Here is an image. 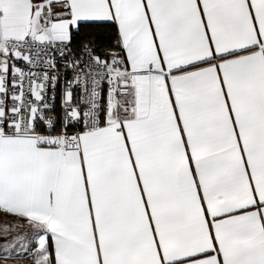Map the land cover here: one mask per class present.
Segmentation results:
<instances>
[{"label": "snow or ice", "instance_id": "6c2138e0", "mask_svg": "<svg viewBox=\"0 0 264 264\" xmlns=\"http://www.w3.org/2000/svg\"><path fill=\"white\" fill-rule=\"evenodd\" d=\"M0 215V264H264V0H0Z\"/></svg>", "mask_w": 264, "mask_h": 264}, {"label": "rangeland", "instance_id": "374dc122", "mask_svg": "<svg viewBox=\"0 0 264 264\" xmlns=\"http://www.w3.org/2000/svg\"><path fill=\"white\" fill-rule=\"evenodd\" d=\"M14 218L12 217H4L2 215H0V224L4 223L5 221H10V220H13Z\"/></svg>", "mask_w": 264, "mask_h": 264}, {"label": "built area", "instance_id": "2783aa9c", "mask_svg": "<svg viewBox=\"0 0 264 264\" xmlns=\"http://www.w3.org/2000/svg\"><path fill=\"white\" fill-rule=\"evenodd\" d=\"M59 93H60V88L58 87L57 88V97H56V101H55L57 109H59V103H60Z\"/></svg>", "mask_w": 264, "mask_h": 264}, {"label": "crops", "instance_id": "0c3cea01", "mask_svg": "<svg viewBox=\"0 0 264 264\" xmlns=\"http://www.w3.org/2000/svg\"><path fill=\"white\" fill-rule=\"evenodd\" d=\"M9 217H11V216H9ZM12 218V217H11Z\"/></svg>", "mask_w": 264, "mask_h": 264}]
</instances>
